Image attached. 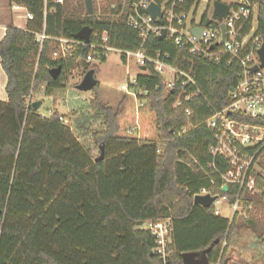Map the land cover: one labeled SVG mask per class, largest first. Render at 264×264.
Listing matches in <instances>:
<instances>
[{
	"label": "trees",
	"instance_id": "1",
	"mask_svg": "<svg viewBox=\"0 0 264 264\" xmlns=\"http://www.w3.org/2000/svg\"><path fill=\"white\" fill-rule=\"evenodd\" d=\"M8 1L33 19L24 30L7 26L0 41V66L7 78V101H0V264H161L152 253L155 238L144 226L165 221L170 222L168 264H183L182 255L194 252L204 254L205 264H248L232 259L230 248L246 233L264 246V217H258L264 211V150L257 162L262 175L251 172L257 192L251 195L235 185L222 192L220 177L229 167L209 155L214 138L205 125L227 104L235 71L201 58L182 60L185 51L168 38L149 37L146 53L167 54L168 64L193 77L195 86L187 93L198 95L173 108L180 87L166 93L151 65L131 85L144 92L138 97L147 110L138 111L136 99L127 94L116 109L105 106L97 85L89 108L99 127L77 124L79 136L86 138L80 144L58 112L45 118L27 105V98L41 87L49 95L66 86L90 49L76 45L70 58L53 60L55 40L79 42L74 36L84 27L91 29L92 43L107 32L111 48L137 51L141 39L125 20L139 0H116L104 16H96L95 9L89 15L86 0L77 7L79 15L52 0ZM38 34L45 37L41 44ZM57 68L53 80L50 72ZM90 70L99 72L96 65ZM184 127L187 131L179 135ZM101 146L104 160L95 162ZM211 181L212 193L229 204L238 199L245 217L214 216L212 207L193 204V196Z\"/></svg>",
	"mask_w": 264,
	"mask_h": 264
},
{
	"label": "built area",
	"instance_id": "2",
	"mask_svg": "<svg viewBox=\"0 0 264 264\" xmlns=\"http://www.w3.org/2000/svg\"><path fill=\"white\" fill-rule=\"evenodd\" d=\"M206 1V8L201 12L202 2ZM56 5H62L63 0H52ZM219 2L227 7V13L222 19L214 18V3ZM156 4L161 13L162 25H158L146 14V9ZM211 9V15H208ZM33 16L26 11L25 20L30 21ZM126 25L136 31L141 39V45L135 52L115 50L109 46V34L104 32L96 35L95 43L85 45L82 42L66 39H56L57 49L52 53V59H67L74 53V46L82 45L90 49L86 62L94 57L99 61L111 51H118L128 68L130 61H134L142 73L147 72L148 65L154 73L163 78L165 92H172L180 87L173 108H178L196 97L198 92L187 93V88L194 87L195 81L190 73L185 72L166 62L167 54L161 52L146 53L143 49L149 37H158L165 31L168 38L176 47L185 51L182 60L201 58L214 65H223L236 73V81L230 89L225 107L206 120V127L213 133L214 144L208 153L213 160L221 159L229 170L221 175V191L228 186H238L249 194H255V174H261L257 162L264 150V126L255 123L242 122L231 116H238L250 121L264 122V65L260 52L264 49V0H139L132 4L131 12L127 16ZM207 22V24H205ZM194 28H201L197 38L192 34ZM44 35H36L38 43H42ZM129 77V76H127ZM136 78L128 79L122 84L121 91L140 99L131 88ZM34 92H30L27 105L31 106ZM138 110V107H136ZM190 111L186 110L189 117ZM60 121L63 123L62 118ZM187 127L179 131L184 134ZM264 157V156H263ZM213 166V164L211 165ZM264 177V175H262ZM202 188L193 196H209L217 199L211 204L214 216H221L218 205L225 204L232 217L246 216L237 199L229 204L227 199L219 198L212 193V186ZM225 191V192H226ZM223 192V191H222ZM144 229L155 238L156 254L161 264H168L171 256L167 252L170 245V222H147Z\"/></svg>",
	"mask_w": 264,
	"mask_h": 264
},
{
	"label": "rangeland",
	"instance_id": "3",
	"mask_svg": "<svg viewBox=\"0 0 264 264\" xmlns=\"http://www.w3.org/2000/svg\"><path fill=\"white\" fill-rule=\"evenodd\" d=\"M115 1L116 0H94V3H92V12H94L93 9H95L96 16H104L110 9L114 8ZM81 2L82 0H63L62 5L69 8L68 14H75V12L78 14L77 7L81 5ZM205 8L206 1H203L200 8L201 12L204 11ZM208 15H211V9H209ZM115 19H117V17H115ZM105 58V62L98 61L97 57H94V60L91 62H86V60L85 62L78 61L75 68L69 74L68 81L63 89L55 90L48 95L44 91L45 87H41L38 91L34 92L33 95L34 102L40 101L42 103L39 113L43 117H49L54 111L58 112L63 120V124L73 131L80 144H83L86 138L79 136L78 131H76L77 124L86 122L85 125L93 129L99 127V123L97 122L99 119H94L95 111L89 108L91 93H79L74 90V86L82 80L86 72H88L93 65L98 66L99 72L95 74L99 87L98 93L102 103L112 109L117 108L119 101L124 95L120 89L122 84L126 83L128 79L131 82L138 75L144 74L139 71L138 66L133 60L130 61L127 68L118 51L109 52ZM136 93L138 96H144L143 91H137ZM136 107H138V111L147 110V105L143 97H140L138 102H136ZM94 153L97 155V152ZM217 208H219L222 217L228 218L231 215L225 204L218 205ZM258 217L263 218L264 211L259 212ZM230 249L233 251L231 258L234 260L236 258H243L252 262L253 260L256 261L259 258L261 259V256L262 259H264V246H260L257 241H253L252 237L247 233L242 235L239 244L235 248L232 247ZM262 264H264V260Z\"/></svg>",
	"mask_w": 264,
	"mask_h": 264
},
{
	"label": "water",
	"instance_id": "4",
	"mask_svg": "<svg viewBox=\"0 0 264 264\" xmlns=\"http://www.w3.org/2000/svg\"><path fill=\"white\" fill-rule=\"evenodd\" d=\"M85 4H86L87 13L91 15L92 14L91 0H86ZM226 13H227V7L225 5L219 2L214 3V15H213L214 18H218L220 20L223 17H225ZM146 14L150 16L153 20L157 19L156 23L158 25L160 26L162 25V21L160 19L161 13H160L159 7L156 4H151L146 9ZM205 24H207V22ZM201 30H202L201 28H194L192 30V34L198 38L201 33ZM91 34H92L91 29L88 27H84L78 33H76L74 38L84 43L85 45H89L91 42ZM164 37H165V31L163 30L161 32V35L158 37V39H163ZM260 57L264 65V49L260 52ZM59 73H60V68H57L56 70L50 72L51 78L55 80L57 76L59 75ZM97 85H98V81L95 78L94 71L89 70L88 72H86L82 80L76 85L75 89L80 93H84V92L91 93V91ZM41 104L42 103L40 101H37V102H34L31 105V107L34 111H38L39 108L41 107ZM104 157H105L104 147L101 146L99 148V156L97 157L95 162L103 161ZM225 191H226V188H223V192ZM216 199L217 197L211 198L209 196H204V197L196 196L193 199V204L196 206L203 207V208H209ZM182 263L183 264H205L204 254L201 252L185 253L182 255Z\"/></svg>",
	"mask_w": 264,
	"mask_h": 264
},
{
	"label": "crops",
	"instance_id": "5",
	"mask_svg": "<svg viewBox=\"0 0 264 264\" xmlns=\"http://www.w3.org/2000/svg\"><path fill=\"white\" fill-rule=\"evenodd\" d=\"M25 13H26V9L14 4H10L8 0H0V41L5 36V31L7 26L13 25L17 29H21V30H24L26 28V24L28 21L25 20ZM6 82H7L6 75L0 66V101L1 102L7 101V95L5 93ZM45 118H48V116ZM228 219H231V215L228 217ZM261 259L259 258L256 261L253 260L252 262H250L243 258H240V260H243L248 264H262L263 259L262 261ZM230 263H232V261Z\"/></svg>",
	"mask_w": 264,
	"mask_h": 264
},
{
	"label": "bare ground",
	"instance_id": "6",
	"mask_svg": "<svg viewBox=\"0 0 264 264\" xmlns=\"http://www.w3.org/2000/svg\"><path fill=\"white\" fill-rule=\"evenodd\" d=\"M33 103H34V102H33ZM33 103H32V104H33ZM222 191H223V190H222ZM210 207H211V206H210Z\"/></svg>",
	"mask_w": 264,
	"mask_h": 264
}]
</instances>
